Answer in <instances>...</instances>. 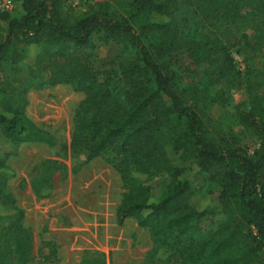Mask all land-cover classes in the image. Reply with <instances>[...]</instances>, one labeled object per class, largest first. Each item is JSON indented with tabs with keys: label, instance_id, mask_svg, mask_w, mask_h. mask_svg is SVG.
Masks as SVG:
<instances>
[{
	"label": "trees",
	"instance_id": "1",
	"mask_svg": "<svg viewBox=\"0 0 264 264\" xmlns=\"http://www.w3.org/2000/svg\"><path fill=\"white\" fill-rule=\"evenodd\" d=\"M14 2L20 13L0 19V74L4 63L17 66L27 59L40 66L48 55L60 56L67 45H89L93 36L131 53L116 77L98 80L85 67L62 64L40 71L38 78L44 84L70 83L84 92L69 145L60 149L63 154L68 148L84 153L86 161L104 155L119 172L123 192L117 223L133 218L156 236L165 232L169 264H247L253 253L264 264V103L238 106L242 128L258 143L252 153L209 113L232 88L251 93L264 87L263 73L239 70L230 54L235 24L244 22L252 33L264 35V0H130L129 14L117 13L107 1L86 0L80 12L66 6V0ZM135 13L152 18L135 26ZM206 29L210 46L194 37ZM51 46L56 47L52 52ZM176 54L192 66L206 60V68L198 72L188 66L179 74L173 68ZM173 120L182 128L164 138L162 131ZM0 134L13 144L44 141L56 146L55 138L20 109L1 102ZM198 177L201 184L208 180L218 185L208 192L216 204L204 210L192 202L200 188ZM152 179L161 181L159 195L146 183ZM208 215L215 225L202 237L191 221ZM12 232L16 259L8 264H27L29 231Z\"/></svg>",
	"mask_w": 264,
	"mask_h": 264
},
{
	"label": "rangeland",
	"instance_id": "2",
	"mask_svg": "<svg viewBox=\"0 0 264 264\" xmlns=\"http://www.w3.org/2000/svg\"><path fill=\"white\" fill-rule=\"evenodd\" d=\"M93 1L109 2L117 13L132 11L130 0ZM19 13L17 4L9 12ZM148 18L152 17L135 13L131 22L137 26ZM207 33V29L195 32L194 37L207 40L210 46L211 39L205 38ZM230 41V54L239 70L255 68L264 74L263 34L252 33L244 22H239L232 28ZM55 49L51 46L50 52ZM130 54L118 43L103 42L93 36L89 45L82 48L67 45L60 56L48 55L40 66L30 64L27 59L17 66L3 64L0 89L5 93L0 94L1 104L20 109L37 128L55 138L56 146L51 148L44 141L13 144L0 134V264L14 263L10 238L12 230L20 228L29 231L27 264H78L83 259L91 260V264H169L170 238L165 232L156 236L133 218L117 223L115 213L123 187L119 172L107 157L100 155L86 161L84 153H74L68 148L63 154L60 149L63 143L69 145L75 127L74 112L84 99V92L70 83L44 84L38 79L40 71L56 70L62 64L85 67L98 80L116 77ZM176 59L173 68L179 74L188 66L200 72L207 65L206 60L202 65H188L181 54H176ZM218 88H211V94ZM199 90L204 92L202 87ZM251 103H264V87L251 93H239L232 88L209 109L213 117L238 135L249 153L258 143L242 128L238 106ZM172 124L162 131L164 138L182 128L181 122L173 120ZM191 173L197 172L193 168ZM198 180L200 188L193 194L192 202L198 210H204L216 204L208 192L218 185L208 180L201 184L200 177ZM146 183L155 194H160L159 179ZM212 222L210 215L191 221L202 237L214 227ZM247 264L263 263L253 253Z\"/></svg>",
	"mask_w": 264,
	"mask_h": 264
},
{
	"label": "built area",
	"instance_id": "3",
	"mask_svg": "<svg viewBox=\"0 0 264 264\" xmlns=\"http://www.w3.org/2000/svg\"><path fill=\"white\" fill-rule=\"evenodd\" d=\"M85 2L86 0H66L65 3L66 6H69L73 9H78V8H82V5ZM14 6H15L14 0H0V19L3 14L11 12ZM262 253L264 255V246L262 247Z\"/></svg>",
	"mask_w": 264,
	"mask_h": 264
},
{
	"label": "crops",
	"instance_id": "4",
	"mask_svg": "<svg viewBox=\"0 0 264 264\" xmlns=\"http://www.w3.org/2000/svg\"><path fill=\"white\" fill-rule=\"evenodd\" d=\"M79 264V263H78Z\"/></svg>",
	"mask_w": 264,
	"mask_h": 264
}]
</instances>
